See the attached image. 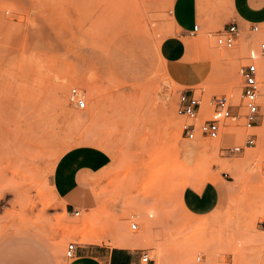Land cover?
I'll return each instance as SVG.
<instances>
[{
    "label": "rangeland",
    "instance_id": "1",
    "mask_svg": "<svg viewBox=\"0 0 264 264\" xmlns=\"http://www.w3.org/2000/svg\"><path fill=\"white\" fill-rule=\"evenodd\" d=\"M169 2L0 0V264H67L70 243L140 248L155 264H261L264 123L248 128L236 106L238 69L258 55L264 25L253 42L247 31L234 49L221 48L215 33L231 0H197L189 60L210 59L212 69L180 86L160 53L176 27ZM184 91L202 100L198 124L218 118L215 96L235 106L239 117L221 119L214 149L205 143L215 140L183 134ZM250 136L255 144L245 147ZM75 151L97 158L82 184L98 205L79 216L52 187L55 165ZM202 201L212 207L199 210Z\"/></svg>",
    "mask_w": 264,
    "mask_h": 264
},
{
    "label": "crops",
    "instance_id": "2",
    "mask_svg": "<svg viewBox=\"0 0 264 264\" xmlns=\"http://www.w3.org/2000/svg\"><path fill=\"white\" fill-rule=\"evenodd\" d=\"M181 2L182 9L178 10ZM173 15L176 27L161 44L160 53L166 61L171 79L180 86L194 87L200 84L212 69L210 59L207 60L210 67L203 59H195L193 62L189 60L195 42H190L188 37L195 35L193 30L200 20L197 0H174ZM200 15L204 22L205 16L202 13ZM229 24H236L244 33L253 25H264V0H231V14L223 22V28ZM254 38L255 35H247L248 41L253 42ZM96 160L92 153L75 151L55 165L52 187L58 199L62 200L72 213L79 211L80 214H89L98 205L90 186L82 184L84 176L89 173ZM213 190L215 192L217 189L214 187ZM211 207L207 201H202L197 208L206 210ZM145 252L140 248L110 247L105 244L78 245L76 257L67 264H147L143 261Z\"/></svg>",
    "mask_w": 264,
    "mask_h": 264
},
{
    "label": "built area",
    "instance_id": "3",
    "mask_svg": "<svg viewBox=\"0 0 264 264\" xmlns=\"http://www.w3.org/2000/svg\"><path fill=\"white\" fill-rule=\"evenodd\" d=\"M260 26L253 25L249 32L252 35L260 33ZM199 31V25H195L193 34ZM242 31L236 24H229L222 30L215 33L216 44L224 49H234L237 42L242 37ZM238 75L241 79V99L242 105L236 106L240 111H245L244 119L248 128L258 127L264 123V41L259 45L258 55H251L245 58L244 63L238 69ZM73 97H76V106L80 110L86 108V102L80 96L77 89L72 90ZM212 109L211 115L218 116V118H207L200 124L197 123L199 115L202 112V100L196 96L194 92L184 91L180 94L177 106V114L185 118L182 126V132L189 140H194L198 136L217 140L221 136V119L236 120L239 116L233 115V105L231 99L227 95L215 96L209 102ZM255 136H250L245 142V147L253 146ZM244 147H235L231 151L240 153ZM75 216H79V211H73ZM264 225V222H263ZM133 231L138 229L137 223L131 224ZM77 244L70 243L66 249V258L73 260L77 254ZM143 261L147 264H155L145 252Z\"/></svg>",
    "mask_w": 264,
    "mask_h": 264
},
{
    "label": "bare ground",
    "instance_id": "4",
    "mask_svg": "<svg viewBox=\"0 0 264 264\" xmlns=\"http://www.w3.org/2000/svg\"><path fill=\"white\" fill-rule=\"evenodd\" d=\"M172 2H173V0H172ZM169 3H171V2H169ZM173 4H174V2L173 3H171V8L173 9ZM168 7H170V6H168ZM172 11V10H171ZM173 12V11H172ZM201 12V11H200ZM173 20V21H172ZM172 22H174V24H175V20H174V15H173V17H172ZM171 22V23H172ZM174 24H172V25H174ZM171 25V26H172ZM174 27V26H173ZM164 63H166L165 62V60L163 61ZM198 73V72H197ZM166 76H167V78H169V79H171L170 78V76H169V74L168 73H166ZM172 80V79H171ZM173 81V80H172ZM174 82V81H173ZM175 84H177L176 82H175ZM178 85V84H177ZM95 94H93V96H94ZM96 96V95H95ZM168 96V95H167ZM96 98V97H95ZM94 99V98H93ZM242 100V99H241ZM163 101V100H162ZM243 102V101H242ZM163 105H164V110H165V113L167 114V115H169L170 116V120L171 119H173L172 118V113H173V111L171 112L170 110H168V109H170V108H168V107H166V103H163ZM169 118V117H168ZM174 128V127H173ZM236 134H237V131H235V132H229L228 133V137H231V138H235V136H236ZM219 143V140H215V141H213L212 143L210 142V143H205V145L206 146H208L207 148H211V149H214L215 148V146L217 145ZM204 145V146H205ZM66 152V151H65ZM263 208H264V204H263ZM263 253V252H262ZM260 258H262V260H261V264H263V260H264V254H263V256H261Z\"/></svg>",
    "mask_w": 264,
    "mask_h": 264
}]
</instances>
